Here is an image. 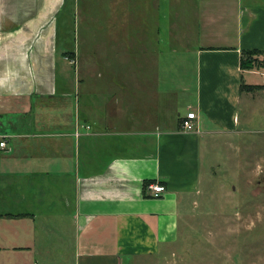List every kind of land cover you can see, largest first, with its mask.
Returning <instances> with one entry per match:
<instances>
[{
  "label": "crops",
  "instance_id": "obj_1",
  "mask_svg": "<svg viewBox=\"0 0 264 264\" xmlns=\"http://www.w3.org/2000/svg\"><path fill=\"white\" fill-rule=\"evenodd\" d=\"M163 2L139 0L137 25L131 3L121 20L94 14L90 25L81 0H0V264H127L178 241L205 136L235 133L251 94L241 86L264 84V68L241 67L244 52L264 51V0H199L197 103L183 115L172 81L151 70L174 60ZM140 64L148 74L133 72Z\"/></svg>",
  "mask_w": 264,
  "mask_h": 264
},
{
  "label": "rangeland",
  "instance_id": "obj_2",
  "mask_svg": "<svg viewBox=\"0 0 264 264\" xmlns=\"http://www.w3.org/2000/svg\"><path fill=\"white\" fill-rule=\"evenodd\" d=\"M129 3L135 12H126L125 18L137 25L145 16L139 0H81L84 22L91 25L94 14L101 24L113 21V14L116 21L121 20L119 12L122 16ZM198 5L199 0H165L164 17L158 18L164 56L174 60L172 65L160 58L151 70L153 75L164 70L165 86L172 81L176 92L171 108L180 109L182 115L188 103H197L192 88L198 78ZM144 67L148 68L134 65L133 72L148 74ZM249 81L261 85L251 94H243L236 132L205 136L202 185L190 202L189 214L181 220L178 241L161 257L135 258L127 264H264V84L260 75H250ZM185 84L191 88L189 93L178 90Z\"/></svg>",
  "mask_w": 264,
  "mask_h": 264
},
{
  "label": "trees",
  "instance_id": "obj_3",
  "mask_svg": "<svg viewBox=\"0 0 264 264\" xmlns=\"http://www.w3.org/2000/svg\"><path fill=\"white\" fill-rule=\"evenodd\" d=\"M258 56H263V60H259ZM256 57V58H255ZM258 67L264 68V51L261 50H254V51H246L243 53L241 67L243 70H253ZM257 86H250V85H242L241 91L243 92H254ZM183 119H181L182 122Z\"/></svg>",
  "mask_w": 264,
  "mask_h": 264
},
{
  "label": "built area",
  "instance_id": "obj_4",
  "mask_svg": "<svg viewBox=\"0 0 264 264\" xmlns=\"http://www.w3.org/2000/svg\"><path fill=\"white\" fill-rule=\"evenodd\" d=\"M198 119L197 114L195 112H189L185 118H183L181 122V128L184 132H195L198 130L196 120ZM79 135V134H78ZM0 147L6 148L7 147V141L6 138H4L2 141H0ZM151 189L154 193L155 197L161 196L166 188L162 184H156L151 186Z\"/></svg>",
  "mask_w": 264,
  "mask_h": 264
}]
</instances>
